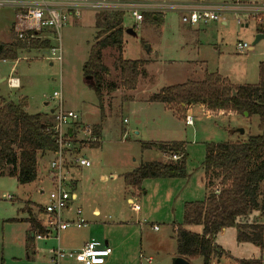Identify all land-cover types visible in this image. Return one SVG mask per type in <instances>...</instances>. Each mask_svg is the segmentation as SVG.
I'll return each mask as SVG.
<instances>
[{"label":"rangeland","instance_id":"374dc122","mask_svg":"<svg viewBox=\"0 0 264 264\" xmlns=\"http://www.w3.org/2000/svg\"><path fill=\"white\" fill-rule=\"evenodd\" d=\"M137 1L177 6L193 3L214 6L246 0ZM98 14L101 13L85 11L79 20H72L61 30V62L50 60L49 48L20 51L15 62L0 61V80L12 76L19 81L18 89H10L5 81L0 83V98L14 104L25 99L28 114H41L50 121V110L56 103L51 96L54 92H60L63 107L76 113L83 126L94 130L102 124V133L96 136L100 146H83L82 155L88 158L90 167L72 171L76 182L73 207L81 209L87 223L85 228L68 229L73 242L77 244L89 237L102 241L104 224L100 225L101 222H107L106 225L128 222L127 230L133 237L130 252L133 261L127 264H146L148 258L152 260L151 264H172L176 247L173 230L182 224L181 200L195 202L205 197L199 185L202 183L205 145L243 143L250 136L259 135L258 118L228 112H223L222 116L207 117L204 111L194 107L191 111L194 124L187 127L177 113L162 103L149 102L148 99L162 88L188 80L200 81L205 73H217L234 85L256 84L258 65L264 62V34L263 38L255 42L260 35L257 32L259 24L249 20L246 25H238L233 15H221L218 21L196 28L182 24L181 14L175 11L144 14L141 22L135 21L129 12H125L121 57L124 60L144 61V72L139 76L134 91L121 88L117 65L119 53L110 47L102 49L101 61L108 73L101 77V109L100 100L84 81L82 70L98 31ZM156 15L160 19H156ZM13 21L12 10L0 9L1 42L10 43L14 40L13 31H8ZM222 21L226 24L222 25ZM126 30H132L134 34L126 33ZM45 36L41 34V37ZM50 42L51 47H57L52 39ZM239 45L243 47L242 53H238ZM111 86L117 90L112 91ZM143 143L184 144L187 177L164 181L174 183L162 187H156L154 180H147L142 184V192L147 191V194L134 197L135 203L129 205L127 197L130 192L123 182V175L133 171L142 161L163 160L159 150L143 152ZM51 158L52 155L47 153L45 158L38 161L34 183L19 185L16 178L8 175L0 177V264H33L26 259L24 247L28 234L26 211L36 215L46 204L50 187L39 179L42 178V165L48 167ZM167 161L175 162L171 157ZM39 164H42L41 167ZM102 177L106 179L102 180ZM206 185L208 192H211L219 187V179L208 178ZM40 188L43 194L39 193ZM94 209L100 212L96 220L91 215ZM133 210H140L139 227L134 224L136 215ZM144 215L151 220H143ZM243 221L264 225V213H249ZM154 226L157 230L153 229ZM184 228L188 232L201 234L200 226ZM113 230L109 228L110 233ZM214 244L224 251L215 264H237L240 260L255 259L264 264V251L250 243H238L233 228L220 232L214 238ZM48 246L51 248L54 243L49 241ZM139 254L142 259H138ZM41 257L44 260H39L37 264H50L46 252ZM190 264H202V260L197 258Z\"/></svg>","mask_w":264,"mask_h":264},{"label":"trees","instance_id":"16d2710c","mask_svg":"<svg viewBox=\"0 0 264 264\" xmlns=\"http://www.w3.org/2000/svg\"><path fill=\"white\" fill-rule=\"evenodd\" d=\"M123 13H101L96 17L98 31L89 49L88 59L83 65V75L90 76L101 106V77L108 73L102 64L101 51L110 47L119 53L117 65L120 87L134 91L139 76L144 72L145 62L124 60ZM156 19H160L157 15ZM154 17L152 16L151 19ZM259 34H264V19L259 24ZM50 47L48 40H20L14 35L10 43L0 42V61H16L18 53L25 50H43ZM112 91L116 87L111 86ZM162 103L167 109L184 119L188 106H203L211 112H228L250 118L257 116L259 135L250 136L245 142L206 144L203 170L206 179H219V187L207 193L202 201L184 204L182 224L174 228L176 256L188 262L201 258L202 264H215L224 251L214 244V238L223 230H236L238 243H250L264 251V225L243 221L249 213H264V62L258 65V82L254 85H234L217 73L207 74L200 81L188 80L182 84L162 88L148 99ZM27 103L22 99L14 104L0 98V177L16 178L19 185L33 183L37 179L38 161L47 153L57 150L51 123L41 114L26 112ZM104 116L102 115V119ZM103 121V120H102ZM101 135V126L93 130ZM98 148L99 143L91 144ZM156 149L170 157L178 155L175 162L142 163L133 171L123 175V182L134 191H139L148 179L186 178V151L182 143H143L141 150ZM9 169V170H8ZM41 212V208L38 210ZM30 229L26 246L36 235H45L46 230L34 216L26 220ZM185 226H200L201 234L185 230ZM237 264H262L261 260H240Z\"/></svg>","mask_w":264,"mask_h":264},{"label":"built area","instance_id":"2783aa9c","mask_svg":"<svg viewBox=\"0 0 264 264\" xmlns=\"http://www.w3.org/2000/svg\"><path fill=\"white\" fill-rule=\"evenodd\" d=\"M0 9H10L14 12L13 34L20 40L51 39L57 47H49L50 60L61 62V37L60 32L72 20H79L85 11L95 13L104 12H129L135 21L141 22L144 14H164L167 11L180 13V21L189 27L206 26L219 20L221 15H233L238 25H243L249 20L262 24L264 19V0H251L235 4H217L214 6L202 3H193L188 6L172 4L151 3L137 0H0ZM246 25V24H245ZM41 34H46L41 37ZM51 43V42H50ZM238 53L243 52V47L238 46ZM6 83L11 89H18V79L9 77ZM56 100L51 109V127L57 150L50 153L51 160L45 171V182L50 189L46 196V204L41 207L43 216L42 226L46 234L36 235L34 239L42 240L53 238L58 240L60 232L68 228H85L87 223L81 209L73 207L76 196L73 193L74 169L90 167V161L82 155L83 146L98 142L89 126H83L79 116L63 107L60 92L51 96ZM203 107V106H202ZM193 106L186 108L184 124L192 127L194 124L191 111ZM205 116H222L223 112L204 110ZM173 161L179 160L177 155H172ZM40 181V179H39ZM39 193H43L40 188ZM8 200L11 197H7ZM157 230V228H153ZM51 262L58 264L61 260H68L76 264H105L112 254V248L100 242L90 241L77 251H66L59 247L50 251ZM151 259L145 260L151 264Z\"/></svg>","mask_w":264,"mask_h":264},{"label":"crops","instance_id":"0c3cea01","mask_svg":"<svg viewBox=\"0 0 264 264\" xmlns=\"http://www.w3.org/2000/svg\"><path fill=\"white\" fill-rule=\"evenodd\" d=\"M248 1H251V0H246L244 2H248ZM13 22L11 23L8 31H12ZM221 24L225 25L226 22L222 21ZM0 42H1V40H0ZM2 43H4V42H2ZM4 81L6 82L5 79H1L0 83H2ZM194 107H198L202 111L205 110V108L200 106V105L193 106V108ZM50 114H51V110H50ZM101 133H102V124H101ZM150 150H155V149H150ZM144 151H149V150H144ZM42 158H45V155ZM162 158H163V160H160L159 162L166 163V162H168L167 160L170 158V156L167 155L166 153L162 152ZM142 163H149V162H143L142 161ZM41 165L39 164L40 167H41ZM139 165L140 164L136 165L134 167V169H136ZM46 168H47L46 166L42 165V168H41L42 171L40 173V177L42 176V178L40 179V181H45L43 179L45 178ZM111 178H113V176H111ZM105 179H106L105 177H102V180H105ZM148 180H153V179H148ZM174 180H177V179H171V180L170 179H167V180L166 179H154L155 182H153V183H154V185L156 187H162V186L172 185L174 183V182H164V181H174ZM145 181H147V180H145ZM145 181H143L142 184ZM142 184H141V188H140L139 191H134V190H132L129 187L128 191L130 192V196L127 197V203L129 205H132V204L135 203L134 202V197L143 196V195L147 194V191H145V193L142 192L143 191ZM199 185L201 186V188L204 191V196H206L207 189H206V178H205V175H204V170H203V176H202V183L199 184ZM75 186H76V182H74V188H75ZM40 194H43V193H40ZM191 202H194V201H191ZM185 203H188L187 201H185V199L181 200L182 208L184 207ZM136 210H133V213L136 215L134 224L139 227V225H141L140 221H139L140 210L139 211H136ZM26 212H27V218L25 219V221L29 218V216H34L36 219H38L42 223L43 216H42L41 212L39 213V211H38L37 212L38 214L36 213V215H35V213H30V211H26ZM182 214H183V209H182ZM91 215L94 218V220H96L97 218L100 217V212H99L98 209H94L91 212ZM143 220H151V219H150L149 216L144 215V219ZM13 221H16V220H13ZM101 223H100V225L104 224V226L102 228L103 229L102 230L103 235L101 237L102 241H103L104 244L106 243V245H108L109 247L112 248V254L106 260L105 264H127V263H129V261L132 262L133 259H132V256H131L130 252L132 251L131 242H133V237H132L131 234L128 233V230H127L128 222H126V223L125 222H117V223H113L112 225H106V224H108L107 222H101ZM27 225H28V228H27V233H28L29 229H30V226H29L28 223H27ZM150 225H153V224H150ZM109 228H113L114 230L110 233ZM154 228H156V227L154 226ZM68 229H70V228H68ZM68 229L59 233L58 240H55L53 237L52 238L42 239V240L33 239L32 242L30 243L29 247L26 246V242L24 241V244H25L24 247H25V251H26V259L28 261L32 262L33 264H37V263H39V260H42V259L44 260V258H42L41 255L43 254V256H44V254L46 252L47 255H49L50 264H53L51 262V259H50L51 258L50 251L52 249H54V248L59 247L60 249L66 250V251L67 250H80L84 246L85 243L90 242V241H96V242L102 243V241L96 239L95 237H89V239L82 240V241H80L79 243L76 244L75 242H73L71 240V238H70L71 234L68 233ZM224 231H225V229H223L221 231V233H223ZM173 232H174V230H173ZM49 241H52L54 243V246L51 247V248L48 246V242ZM46 247H49V248L46 249ZM175 250H176V247H175ZM174 255L176 256V253ZM138 259H142L141 254L138 255ZM62 263L63 264H76L74 262L67 261V260H62L58 264H62ZM151 263H152V261H151ZM189 263H191V261Z\"/></svg>","mask_w":264,"mask_h":264},{"label":"water","instance_id":"95a60500","mask_svg":"<svg viewBox=\"0 0 264 264\" xmlns=\"http://www.w3.org/2000/svg\"><path fill=\"white\" fill-rule=\"evenodd\" d=\"M126 33H128V34H134L133 33V31L132 30H126ZM261 38H263V35H258L257 37H256V40H255V42H257L259 39H261ZM254 42V43H255ZM84 81L86 82V83H88V85H93V83H92V77H90V76H85L84 77ZM242 133V132H241ZM104 245H106V243L104 244ZM172 264H190L186 259H184V258H181V257H178V256H175L174 258H173V260H172Z\"/></svg>","mask_w":264,"mask_h":264}]
</instances>
